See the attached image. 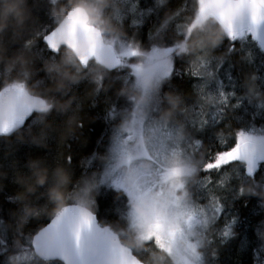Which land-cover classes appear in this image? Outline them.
<instances>
[{"label":"snow or ice","instance_id":"6c2138e0","mask_svg":"<svg viewBox=\"0 0 264 264\" xmlns=\"http://www.w3.org/2000/svg\"><path fill=\"white\" fill-rule=\"evenodd\" d=\"M46 3H50L57 11L62 9L63 18L55 19V26L42 35V44L36 43L37 38L26 40L25 47L35 42V52L40 57L35 67L39 68L45 60L58 59L65 49L77 52V59L85 70L96 61H103L105 58L111 61L108 80L101 84L93 96L95 99L101 92L113 93L108 99L106 109V118L111 126V146L103 156L94 153L87 158L89 166L86 168L93 167L97 159L101 160L98 173H94L96 183L105 184L110 181L112 187L127 197L129 210L121 231L135 235L142 247L137 251L118 243L119 233L107 229L103 232L94 231L95 216L92 212L79 205L69 204L52 218L45 230L22 238L21 247L15 249V237L8 235L4 223L7 209L0 205V264H8L9 256L22 261V264H150L151 259L157 255L164 256L169 264H201L202 253L199 252V245L192 242L189 234L200 231L209 238V244L213 242L216 225L224 211L225 199L224 193L218 194L215 189L217 186L227 189L232 178L230 169L237 166L244 168L246 176L255 180L259 170L258 162H264V136L251 137L243 132L230 133L218 127L244 99L235 91L227 92L223 89V81L219 77L226 61L220 65L208 62L214 74V79L209 82L198 70V65L194 66L186 56L177 55V50L181 48L178 41L187 39L183 30L185 25L191 27L196 21L207 17L216 22L214 26L223 27L229 44L227 52H224L222 46L216 51L230 57L236 52L238 39L247 35L253 40L258 39V32L264 27V0H192L191 13L188 12L187 4L173 9L169 7L172 0H148L145 7L152 8L158 17V23L148 32L147 50L143 47L142 35L138 36L134 31L131 34L126 32L118 46H105L100 34L91 42L85 55H79V48L81 44L88 43L92 26L77 15V9L83 10V6L70 7L68 0H35L33 14L41 11L46 13ZM141 3L142 0H117V6L122 10L115 12V22L124 28L129 14L137 16L139 13L143 17ZM180 8H183V12ZM112 11L110 6L105 14ZM160 11L164 12L162 18H159ZM166 14L168 19H165ZM142 23L141 18L133 19L131 27L140 29ZM155 41L162 43L163 56L167 60L162 59L161 44ZM261 47H264V42H261ZM140 56H144L142 61H138ZM241 59L251 61V54L245 53ZM145 65L156 69L150 75L164 81L167 78L168 92L185 96L182 89L187 83L192 89L190 94H196L197 100L185 99V109L192 113L191 119L184 120L188 132L185 141L176 140L175 126L153 127L151 115L139 118L133 115L129 130L124 134L118 131L121 114L134 109L126 101L122 105L116 91L122 84H128L149 94L141 84ZM39 76L43 77L44 73L41 72ZM37 79L39 84L46 87L47 77L43 81L39 77ZM83 84H87V80ZM105 85L108 86L106 92ZM11 91H14L12 98L3 99L5 93ZM163 94L161 88L160 94L153 97V113L161 109ZM210 95L219 99L205 106L199 98L207 99ZM25 97L23 83L13 85L12 89L0 90V138L15 135V129L23 130L35 125L37 120L36 116L33 118L34 114H48L52 110L51 104L43 95L27 99ZM82 105V99L78 100L77 107L82 108ZM49 117L56 120L59 114L53 112ZM78 126L83 128V123ZM227 127L229 126L226 125L225 128ZM209 131V139H215L216 144L206 146L204 134ZM149 135L151 140H146ZM229 136L235 140L231 146ZM216 145H219V150L213 151ZM201 153L203 155L198 181L193 188L203 189L207 193V199H194L191 195L188 204L165 206L150 222L138 217L132 205L145 201L153 194L164 197L170 178L179 174L177 169L169 166V161L177 157L190 158L193 154L200 156ZM145 161L150 165L148 170L143 167ZM64 163L70 166L71 156L66 157ZM125 168L135 177L131 184L125 182ZM201 173L204 175L201 176ZM97 175L100 176L99 182ZM239 194L243 196L242 188L239 189ZM12 200L13 203L16 202L15 197ZM91 203L93 205L95 201ZM221 235L225 238L231 236L230 226H225ZM260 235L264 239V233ZM179 241H183V247Z\"/></svg>","mask_w":264,"mask_h":264},{"label":"trees","instance_id":"16d2710c","mask_svg":"<svg viewBox=\"0 0 264 264\" xmlns=\"http://www.w3.org/2000/svg\"><path fill=\"white\" fill-rule=\"evenodd\" d=\"M34 4L35 0H26V3L20 6L24 8L27 16L23 26H17L14 17L9 15L8 27L0 33V50H2L5 63L9 58L20 55L30 57L34 61L31 74L21 71L9 73L4 70V65L0 64V89L7 85L23 83L29 93L36 97L43 95L52 108L57 102L71 101V103L66 111H52L51 114L36 113L33 115V118L36 116L37 120L35 125L23 130L19 129L11 137L0 138V205L7 209L4 223L7 226L8 235L15 237V249L21 247L22 238L32 236L51 219L53 208L55 212L59 210L65 205L66 199L77 197L76 194L90 181V178L92 180L93 177L90 174L98 172L101 160L97 159L93 167L86 168L89 166L86 159L94 153L99 156L106 153L104 151L103 154V147L108 142L111 133L110 121L106 118V109L108 99L113 96V93L111 91L107 94L101 92L95 99L93 97L101 84L108 80L109 71L95 62L87 70H80L76 64H72L71 71L81 77L79 81L71 84L63 93L53 96L47 92V84L55 74H46L43 66L57 65L65 56L69 60L72 57L68 56V51L65 49L58 59L45 60L39 68L35 67L40 59L35 52V42L27 47H25V42L28 39L37 38L36 43L42 44V35L55 26V19L63 18V11L62 9L57 11L50 3H46L48 11L46 13L41 11L34 15ZM181 4H187L188 12L191 13L192 0H172L169 7L175 9ZM76 5H82L88 11L90 21L106 33L113 45L118 46V42L122 40L115 34L117 29L123 31L125 36L126 32L131 34L135 31L138 36L142 35L143 47L147 50L148 32L158 23V17L152 8L145 7L148 5V0L140 4L143 17H140L139 13L137 16L129 14L124 28L115 22V12L122 10L117 6V0H76ZM16 6L13 0H8V2L0 0V14H3L9 7ZM110 6L113 11L105 14V10ZM179 10L183 12V8ZM163 15L164 12L160 11L159 18ZM137 18L143 20L140 29L131 27L132 20ZM165 19H168V14ZM46 21L47 23H44ZM215 24L214 20L206 18L195 26L185 25L183 30L187 39L178 41V43H185V49L177 55L188 57L194 66L201 64L198 70L209 82L214 79V74L208 62L220 65L226 61L219 78L222 81L227 80L230 92L235 91L244 100L239 107L230 111L228 117L218 127L230 133L240 132L243 128H253L257 132H264V107H261L264 105V74L261 69H258L264 68V55L257 57L253 54L252 51L257 49V44L250 35L236 41V52L230 57L226 53L216 51L222 46L224 52H227L229 46L227 38L223 39L214 49L207 47L205 38L216 35L218 28H222L214 26ZM155 43H160L163 47L160 41H155ZM245 53L251 54V61L241 59ZM143 59L144 56L138 57V61ZM41 72L44 73L43 77L39 76ZM38 77L40 81L47 77L46 87L39 84ZM184 79L187 81L186 77ZM85 80L87 84H83ZM166 84L167 78L162 87L164 94L161 99V108L167 112L175 109L177 121H182L183 116L178 115L177 112H189L185 109V99L194 101L197 100V96L190 94L192 89L187 83L182 89L185 96L168 92ZM107 90L108 86L105 85L104 91ZM137 93L139 90L128 84H122L116 91L121 104L123 105L126 101L129 106L131 98ZM81 99L83 105L82 108H78L77 103ZM199 99L205 100L203 97ZM233 103L236 101L234 100ZM204 105L207 106L206 103ZM53 112L59 114L56 120L49 117L53 115ZM191 115L192 113L189 118ZM45 118L51 122V126L42 131ZM81 122L83 128L78 126ZM226 125L229 127L225 128ZM210 136V131L204 134L206 146L216 144L215 139H209ZM233 141L234 137L229 136V146L234 143ZM216 150H219V145L213 148V151ZM202 155L201 153L200 156L195 154L192 156L197 165L196 174L191 178L192 183L198 181ZM68 156L72 158L70 166L64 163ZM258 169L255 180H252L246 176L244 168L233 167L230 170L233 176H231L228 190L221 191L217 186L216 192L224 193L225 196L223 201V213H225L223 220H219L216 225L213 242L209 244L208 237L201 242L200 252L205 255L208 264H264V239L260 235L264 233V163L260 164ZM37 173L45 177L40 185L36 184ZM200 175L203 176L204 173ZM240 188L243 189V196L239 194ZM205 194L207 193L203 189H197L193 197L201 195L204 197L202 200H205L207 199ZM13 197H15V203H13ZM119 204H121V198L117 192H114L112 196L100 200L96 210H91L96 213L101 224H108L113 230H117L125 226L119 214L116 213L119 211L117 209ZM28 212H31L30 218L26 216ZM224 220L233 222L232 238H225L219 232ZM124 243L131 246V244ZM13 261L15 264H22V261L9 256L8 264Z\"/></svg>","mask_w":264,"mask_h":264},{"label":"rangeland","instance_id":"374dc122","mask_svg":"<svg viewBox=\"0 0 264 264\" xmlns=\"http://www.w3.org/2000/svg\"><path fill=\"white\" fill-rule=\"evenodd\" d=\"M142 1H145V0H142ZM206 18L207 17H204L203 19L196 21L195 23H193L192 26H194L198 22L203 21ZM102 33H103L105 41L109 42V39H108L106 33L104 31H102ZM179 44L181 45V48L177 50V53L180 51H183L185 49V43L184 42H180ZM256 46H257V49L252 51L253 54H255L257 57L260 55H264V47H261L258 44ZM161 49H162V51H161L162 59L167 60V58L163 56V47H161ZM199 66H201V64H199ZM258 69H261L263 71V74H264V68H258ZM155 72H156V69L150 65H145L144 68L142 69V80H141L142 88H146L148 90L149 94H145V92L142 89L137 88L139 90V93H137V95H134V97L131 98V105H130V108L134 109V110L126 111V112L121 114V123L117 126L118 131H120L122 134H124L129 130L130 119L133 115H135L138 118L139 117H148L151 115V117H152L151 122H152L153 127L175 126V129H176V137L175 138H176V140L177 141H185L187 139L188 132H187V129L185 127L184 120L191 119L192 115L189 118V115L191 114L190 111L187 113H185L186 111H178L177 114L180 116H183V118H182L183 120L177 121L178 118H176V116H175V118L172 120L171 123H168L162 119V117H163V116H161L162 113L167 112L163 108H161L158 112H155V113H153L151 111L152 106H153V97L158 96L159 90L163 87V85L165 83V81L162 78H158L155 75L149 74V73H155ZM226 79H228V78H226ZM223 89L227 92H230V85H229V82L227 80L223 81ZM218 99L219 98L217 96L210 95V96H208L207 99L202 100V101L204 104L206 103L208 105V104H213V103L217 102ZM136 106H139L138 110H135ZM117 123H119V121H117ZM240 132H243L245 135H248L251 137H262V136H264L263 131L257 132L253 128H248V129L243 128V130H241ZM110 136H111V133L108 137V142H106L104 147H103V154H104V151L106 152L111 146L110 145ZM145 139L151 140V136L150 135L146 136ZM233 142H235V140ZM140 143H144V141H140ZM191 158L192 157H190V158H179V157H177V158L171 159L169 161V162H172L176 165V167H174V168L178 170L179 174L177 176H175L176 177L175 180L169 181V183L165 189L164 197H159L156 194H153L152 196L148 197L145 201L132 205V208L136 212L138 217L150 222L151 219L155 215L159 214V212L163 209V207L170 206L172 204L186 205L190 202L191 195H193V193H195V191L197 190V188H193L197 184V182L192 183L191 178L193 177V175L191 174L190 171H188L187 175H185L184 177H181L180 176V168L186 164L193 163L194 158L192 160H191ZM230 170H232V168ZM124 173L126 174V173H131V172L128 168H125ZM90 175L93 177L92 180L90 178V181L87 184H85V186L82 188V190L78 194H76L77 197L71 198L73 203L83 204V205H86L87 207H89L90 209L96 210V207H97L98 202L100 200H105L107 197L112 196V193L117 192L121 198V204H119L120 205L119 207L117 206V209H119L120 213H119V211L118 212L116 211V213H118L120 217L123 215L124 216L123 222L126 223L127 213L129 210L128 204H127V197L124 194H122L121 192L117 191L114 187H112V184L110 181L105 183V184H99V183L97 184L96 179H95V174L91 173ZM231 176H233L232 173H231ZM99 179H100V176L97 175V182H99ZM125 182H126V175H125ZM219 189L221 191L224 190L221 187H219ZM200 190H202V189H200ZM227 190H228V187H227ZM205 195L207 196V194H205ZM200 198L204 199V197H201V195H200ZM93 200L95 201V203L92 205L91 202ZM224 213L221 215L219 220H223ZM225 226H230L231 233H232L233 222L230 220H224L223 224L219 230L220 233H222ZM119 229H120L119 232L121 233V235L124 236L125 240L132 244L133 243L132 237L135 235H133L132 233L122 232L121 230L123 228H119ZM119 232H117V233H119ZM229 237L232 238V235ZM189 238L192 240V242L194 244H198L200 247V243L204 240L205 236L202 234V232L196 231V232L190 233ZM179 244L181 247L184 246L183 241H179ZM135 245H136V249L138 251L142 247L141 242L136 238V236H135ZM202 258L203 259H201V264H204V263L208 264V262H206V260H205L204 254L202 255ZM194 259L195 258H193V261H194ZM151 264H169V262L166 260V258L164 256L157 255L151 259Z\"/></svg>","mask_w":264,"mask_h":264},{"label":"clouds","instance_id":"9594fccd","mask_svg":"<svg viewBox=\"0 0 264 264\" xmlns=\"http://www.w3.org/2000/svg\"><path fill=\"white\" fill-rule=\"evenodd\" d=\"M5 2H8V0H5ZM13 3H15L16 7H9L3 14H0V33H2L7 27H8V16L11 15L14 17L16 25L17 26H23L25 21L27 20V16L25 14V10L23 7H20L21 5L26 3V0H13ZM68 4L70 7L76 6V0H68ZM63 11V10H62ZM116 35L119 36V38L123 39L125 36V33L119 29L116 30ZM226 38V33L222 28H218L217 34L213 35L211 37L205 38V42L207 47L214 49L217 47L223 39ZM68 51V56H71L72 59L69 60L67 56L62 58L61 62L57 65H44L43 70L46 72V74H55L52 76V79L47 84V92L50 95H57L59 93H63L66 89L69 88L71 84H74L79 81L81 78L79 75L73 73L71 71V65L76 64L77 68L81 69V66H79L78 61L73 53ZM34 63V61L25 55H20L15 58H9L7 62L5 63V58L2 55V50H0V64L4 65V70L11 73L14 71H21V72H28L31 74V66ZM71 101L65 102V103H55L52 110L49 112L51 114L52 111H66L67 108L70 106ZM176 110L172 109L168 112H165L163 114L162 119L168 123H171L172 120L175 118ZM51 126V122L45 118L42 131L44 129H47ZM169 166L174 168L176 165L172 162H169ZM145 170H148L150 168V165L147 161L144 162L143 165ZM188 171L191 172V174L194 176L197 171V165L195 162L186 164L180 168V176L184 177L188 174ZM37 180L36 184L40 185L42 184V181L45 179V177L37 173ZM126 182L131 184L134 180V175L132 173H126ZM176 177L170 178V180H175ZM170 194V193H169ZM73 203L71 199L65 200V206H68L69 203ZM26 216L29 218L31 217V212L26 213ZM55 211L53 208L51 217L54 218ZM133 243L131 244L130 248L136 250L135 245V236L132 237ZM11 264H15V262H11Z\"/></svg>","mask_w":264,"mask_h":264},{"label":"water","instance_id":"95a60500","mask_svg":"<svg viewBox=\"0 0 264 264\" xmlns=\"http://www.w3.org/2000/svg\"><path fill=\"white\" fill-rule=\"evenodd\" d=\"M77 15L81 18V19H83V20H85L86 22H88L89 23V15H88V13H87V11L83 8V10L82 9H77ZM90 24V23H89ZM91 26H92V32H91V34H90V39H89V41H88V43L87 44H81V46H80V48H79V55H85L86 53H87V49H88V47H89V45L91 44V42L93 41V40H95V38L98 36V35H100V34H102V32H101V30L98 28V27H96L95 25H92V24H90ZM102 39H103V44L105 45V46H112V44H110V43H106L105 41H104V38H103V35H102ZM256 42H258L260 45H261V42H264V27H262L260 30H259V32H258V39L257 40H255ZM67 50H70V52L71 53H73L74 55H75V57H76V59H77V52H74V51H72L71 49H67ZM77 61H78V59H77ZM78 63H79V61H78ZM96 63L98 64V65H100L101 67H103L105 70H107V71H109L110 70V66H111V61L108 59V58H105L103 61H96ZM79 65L81 66V64L79 63ZM82 68H84L83 66H81ZM13 85H15V84H13ZM13 85H8V86H5V87H3V88H9V89H12L13 88ZM3 88H1L0 90H2ZM25 92H26V97H25V99H27V98H29V97H36L35 95H32L31 93H29L26 89H25ZM14 95V91H11V92H9V93H5V96H4V98L3 99H8V100H10L11 98H12V96ZM17 130H19V129H15L14 131L16 132ZM260 162H258V164H259ZM75 205H79L80 207H82L84 210H86V211H88V212H91L88 208H86L85 206H82V205H80V204H75ZM65 207V205L64 206H62L56 213H55V215L57 214V213H59L60 212V210L62 209V208H64ZM94 216H95V224H94V231L95 230H100L101 232H103L104 230H109L110 232H113V233H115L108 225H104V226H101L99 223H98V219H97V217H96V215L94 214V213H92ZM51 220H52V217H51V219L43 226V227H41L35 234H33V236L34 235H36V234H38V233H40L41 231H43V230H45L47 227H48V225L51 223ZM118 243H121L120 242V240H118L117 241ZM122 244V243H121ZM125 246V245H124ZM125 247H127V248H130V247H128V246H125Z\"/></svg>","mask_w":264,"mask_h":264},{"label":"bare ground","instance_id":"6f19581e","mask_svg":"<svg viewBox=\"0 0 264 264\" xmlns=\"http://www.w3.org/2000/svg\"><path fill=\"white\" fill-rule=\"evenodd\" d=\"M81 69H85V68H82V67H81Z\"/></svg>","mask_w":264,"mask_h":264}]
</instances>
